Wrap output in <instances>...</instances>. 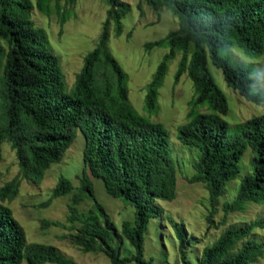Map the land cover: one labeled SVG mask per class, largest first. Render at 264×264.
Here are the masks:
<instances>
[{
	"label": "trees",
	"instance_id": "trees-1",
	"mask_svg": "<svg viewBox=\"0 0 264 264\" xmlns=\"http://www.w3.org/2000/svg\"><path fill=\"white\" fill-rule=\"evenodd\" d=\"M104 1L108 8L101 34L84 55L68 90L60 56L31 18V1L0 0V145L6 142L13 149L20 178L38 183L50 164L59 161L77 129L84 139L78 185L60 176L41 204L48 206L53 198L71 194L65 222L42 219L41 227L68 228L72 232L65 237L71 244L83 252H102L111 264H153L152 258H144V233L151 219L164 216L178 243L180 264H255L264 254V242L250 238V234L254 228H264V215L227 227L201 249L195 260H190L187 250L191 240L183 224L163 215L156 204L157 199L170 201L176 195V169L168 133L160 122L137 113L128 98L126 74L110 53L107 41L110 22L115 35L121 33V20L129 6L122 0ZM143 1L153 10L167 8L177 19L175 29L143 44L146 50L169 48L147 86L144 108L149 113L158 109V88L168 61L180 52L174 83L186 73L195 96L188 102L185 121L177 126V138L197 150L192 162L194 172L188 180L201 182L208 192L210 211L206 221L212 223L226 182L238 175L246 147L254 153L251 171L240 179L235 197L222 202V209L243 210L247 202H264V114L245 119L236 132L229 134L221 116L227 111L226 98L208 70L207 58L221 69L229 87L243 98L258 102L261 94L250 92V68L234 58L225 62L215 56L187 26L194 12L210 13L204 23L215 29L214 47L218 43L216 33L230 23L228 35L235 37L249 56L258 57L264 53V0ZM65 2L73 4L75 0ZM34 3L45 15L55 12L60 23L68 19L69 10L60 0ZM198 105H205V110H197ZM92 177L102 181L109 196L134 209L133 219L122 221L119 232L93 195ZM18 184L16 176L0 186V264H81L52 244L27 242L22 226L2 203L15 197ZM84 199L92 203L79 210L78 204ZM121 237L132 253L122 254Z\"/></svg>",
	"mask_w": 264,
	"mask_h": 264
},
{
	"label": "rangeland",
	"instance_id": "rangeland-1",
	"mask_svg": "<svg viewBox=\"0 0 264 264\" xmlns=\"http://www.w3.org/2000/svg\"><path fill=\"white\" fill-rule=\"evenodd\" d=\"M30 1L33 4L31 18L36 26L45 31L52 49L60 56L61 69L69 90L83 64L84 55L93 49L98 41L108 5L104 0H75L73 4L60 0V3L69 10L68 19L60 23L55 12L45 15L38 11L35 0ZM122 1L128 3L129 11L121 20L122 31L119 35H115L110 22L108 49L126 74L128 98L133 108L149 120L160 122L168 133L169 150L176 169V195L170 201L157 199L156 204L163 209V215H169L183 224L191 240L187 255L190 260H195L201 249L211 244L227 227L239 226L264 215V202H247L243 210L224 212L222 209V202L231 201L235 197L240 179L251 171V158L254 153L250 147H246L242 153L239 173L234 179L226 182L225 192L219 197V204L212 215V223L209 224L206 221L210 211L208 192L201 182L188 180L194 172L192 162L197 150L188 148L177 138V126L185 121L189 109L188 102L195 96L193 83L186 73H182L174 83L180 52L168 61L162 84L158 88V109L155 113H149L144 108L147 86L169 48L155 46L146 50L143 44L162 38L169 30L175 29L177 19L165 7L153 10L143 0ZM233 58L241 61L239 57L233 56L231 60ZM252 58L264 61V53ZM207 67L226 98L227 111L221 116L228 125L229 134L236 132L238 124L245 119L264 114V82L253 77L251 89L261 94V100L250 101L226 84L221 69L217 68L209 57ZM255 67L264 72V66ZM197 110H205V105H198ZM83 143L82 133L77 129L72 143L65 149L59 161L50 164L38 183L20 178L18 161L13 149L8 143H1L0 186L16 176L19 177L17 194L11 200L2 203L9 207L13 217L22 226L27 242L52 244L77 263L111 264L102 252H83L71 244L65 237L72 232L68 228L53 225L41 227L42 219L65 222L71 194L53 198L48 206L41 204L48 199L60 176L68 178L74 186L78 185V178L83 169ZM91 180L95 199L102 204L114 222L116 231L119 232L122 221L133 219V207L109 196L100 179L92 177ZM91 203L90 199H84L78 204V208L85 210ZM250 238L264 242V228H254ZM121 239L122 254L132 253L133 249L127 240L123 237ZM177 246L173 229L166 218L163 216L160 219H151L144 233V258H152L153 264H180ZM21 264L28 263L22 261ZM255 264H264V254Z\"/></svg>",
	"mask_w": 264,
	"mask_h": 264
},
{
	"label": "clouds",
	"instance_id": "clouds-1",
	"mask_svg": "<svg viewBox=\"0 0 264 264\" xmlns=\"http://www.w3.org/2000/svg\"><path fill=\"white\" fill-rule=\"evenodd\" d=\"M209 17L210 13L207 12H194L187 19V26L193 33L196 34L202 43L207 46L209 52L213 53L215 56L219 57L225 62L230 61L231 57L233 56L239 57V59L250 68L249 78L252 79L253 77H256L264 82V72H261L259 68L255 67V65L264 66V61H257L250 57L247 49L241 45L240 42L235 39V37H230L228 35L231 28L230 23H226L225 25L221 26V30L216 33L215 39L218 41V43L214 47L213 34L215 29L204 23V21ZM201 26H203V30ZM251 91L253 90L250 89V92Z\"/></svg>",
	"mask_w": 264,
	"mask_h": 264
}]
</instances>
